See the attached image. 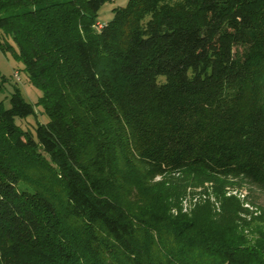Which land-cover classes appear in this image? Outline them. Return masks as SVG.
<instances>
[{"label":"trees","instance_id":"trees-1","mask_svg":"<svg viewBox=\"0 0 264 264\" xmlns=\"http://www.w3.org/2000/svg\"><path fill=\"white\" fill-rule=\"evenodd\" d=\"M0 0L19 88L0 103V264H264V0ZM215 181L219 208L172 212L156 176ZM248 212V211H247Z\"/></svg>","mask_w":264,"mask_h":264},{"label":"rangeland","instance_id":"rangeland-1","mask_svg":"<svg viewBox=\"0 0 264 264\" xmlns=\"http://www.w3.org/2000/svg\"><path fill=\"white\" fill-rule=\"evenodd\" d=\"M128 0H108L101 8L96 26L100 27L102 22H106L113 17V8L123 6ZM10 41L0 34V43ZM19 88L23 97L35 106V114L25 118H17V122L25 129L36 134L38 122L45 123L49 116L44 112L42 106L37 104L42 90L36 87L29 79L24 63L17 59L10 49H2L0 46V103L5 107H10V98L15 89ZM166 182L177 187L180 193L177 204L173 206L172 212L190 213L198 205L209 202L214 208H219L220 200L218 191L219 185L213 180H203L193 175H183L175 173L166 176H156L152 182ZM226 196H234L239 199L246 209L242 212L243 217L250 218L252 214L258 215L264 209V191L239 179H230L222 187ZM248 211V212H247Z\"/></svg>","mask_w":264,"mask_h":264}]
</instances>
